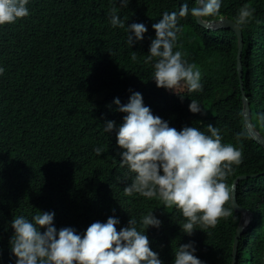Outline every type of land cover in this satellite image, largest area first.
I'll use <instances>...</instances> for the list:
<instances>
[{
	"label": "trees",
	"instance_id": "trees-1",
	"mask_svg": "<svg viewBox=\"0 0 264 264\" xmlns=\"http://www.w3.org/2000/svg\"><path fill=\"white\" fill-rule=\"evenodd\" d=\"M177 3L175 12L184 4L195 6L194 0H129L125 8L119 0H29L28 16L0 25V264H16L17 259L11 251L14 229L8 212L28 210L24 217L32 221L46 206L70 221L81 237L92 223H105L109 217L119 221L117 231L131 218L142 230V217L152 212L161 224L146 228L145 235L162 264H173L170 247L177 251L187 243L204 264H232L241 213L231 199L225 205L231 216L215 228H195L188 235L182 230L186 220L175 207L165 208L158 198L124 194L135 174L120 166L123 149L116 131L127 115L118 109L133 94H125L128 86H138L143 105L169 127H196L210 135L211 124L220 130L222 143L242 152V162L233 165L225 181L231 195L234 177L246 175L237 182V201L252 212L239 238L236 264H264V147L244 124L236 33L228 27L201 26L191 14L178 20L173 51L196 65L203 86L192 93L184 88L183 99L156 86L155 59L145 63L159 11L171 13ZM245 5L255 11L241 27L242 86L252 123L264 135V0H221L220 16L236 20ZM113 7L125 18L126 32L132 23L145 25L142 40L130 46L111 25ZM117 98L119 105L114 103ZM191 100L201 105V112L189 110ZM107 121L115 122L110 133L104 131ZM97 147L103 149L100 155Z\"/></svg>",
	"mask_w": 264,
	"mask_h": 264
},
{
	"label": "clouds",
	"instance_id": "clouds-1",
	"mask_svg": "<svg viewBox=\"0 0 264 264\" xmlns=\"http://www.w3.org/2000/svg\"><path fill=\"white\" fill-rule=\"evenodd\" d=\"M128 2L129 0H119V5L125 8ZM28 3L29 0H0V25L12 24L28 16ZM194 3L195 6L191 9L187 4L182 5L178 12H175V8L179 7L178 3L170 8L171 13L164 12L163 9V12L159 11L162 16L152 25L155 38L152 39L145 58V63L155 59L152 79L156 86L173 90L181 99L184 97L181 95L184 88L192 93L202 91L203 86L200 82L201 72L196 65L189 64L181 51H173L180 31L178 20L189 14L202 19L220 16L221 0H194ZM254 11V8L245 5L239 10L236 20L226 17L241 29L253 18ZM124 21L122 13L113 7L111 25L117 27V31L122 33L130 46L135 41L142 40L143 34L148 30L145 25H128L126 30L131 33L128 34L124 29ZM131 59L137 60L135 51ZM3 73L4 68L0 67V75ZM239 85L242 99L244 89L240 80ZM127 88L129 89L125 94H133L129 97V102L118 109L127 115L116 131V141L123 149L120 153V166H127L135 175L132 182L124 187V194L132 196L137 193L148 199L158 198L165 208L175 207L186 220L182 230L188 235L195 228H215L220 219L232 215L231 210L225 207L230 200L229 186L225 181L233 173V165L242 162V152L232 144L222 143L220 130L211 124L207 125L210 135L196 127H183L180 131L169 127L166 121L154 116L150 108L143 105V95L137 92L138 86ZM114 103L119 105V99H115ZM248 105L251 120L249 99ZM188 107L192 113L201 112V105L195 100H191ZM114 123L107 121L104 131L110 133L114 129ZM254 127L262 134L255 125ZM239 137L238 133L237 138ZM94 151L100 155L103 149L97 147ZM40 199L51 205L48 200ZM10 209L11 206L7 207L5 214ZM27 211L11 209L7 215L14 229L10 245L17 258L16 264H162L158 253L149 247V239L145 235L146 228H158L161 224L152 212L142 217V230L137 229V221L131 218L127 227L117 231L115 225L119 221L109 217L105 223H92L81 237L70 227V221L58 213L54 214L49 206L32 218L34 222L24 217ZM251 218L246 221L247 228ZM170 250L175 252L173 264H204L193 255L196 249L192 243L179 245L177 251L171 247Z\"/></svg>",
	"mask_w": 264,
	"mask_h": 264
},
{
	"label": "water",
	"instance_id": "water-1",
	"mask_svg": "<svg viewBox=\"0 0 264 264\" xmlns=\"http://www.w3.org/2000/svg\"><path fill=\"white\" fill-rule=\"evenodd\" d=\"M196 21L199 25L216 29L220 27H228L231 28L238 37V52H237V70H238V76L240 80V84L242 86L241 81V62H240V52L242 48V32L240 28H237L235 26V22L226 17V16H219L215 19H202L200 17H196ZM242 89V87H241ZM242 100H243V107H242V114L244 119V124L248 129L249 134L251 137L260 145L264 147V136L258 132V130L254 127L250 120V111H249V105H248V99L245 95V92L242 90ZM246 175L241 174L234 177L232 184H231V195L230 199L233 204V207L235 210L240 211L241 215L238 221V224L236 226V231L234 234V240H233V254H232V264L237 263V249H238V242L241 234L244 232V230L247 228L246 221L251 218L252 213L249 211L248 208L242 207L238 205L237 201V182L241 178L245 177Z\"/></svg>",
	"mask_w": 264,
	"mask_h": 264
},
{
	"label": "rangeland",
	"instance_id": "rangeland-1",
	"mask_svg": "<svg viewBox=\"0 0 264 264\" xmlns=\"http://www.w3.org/2000/svg\"><path fill=\"white\" fill-rule=\"evenodd\" d=\"M251 115L253 116V112L251 111ZM250 223V222H249Z\"/></svg>",
	"mask_w": 264,
	"mask_h": 264
}]
</instances>
